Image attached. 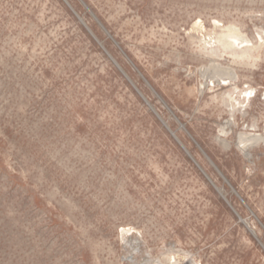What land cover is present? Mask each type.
Returning <instances> with one entry per match:
<instances>
[{
    "label": "rangeland",
    "instance_id": "obj_1",
    "mask_svg": "<svg viewBox=\"0 0 264 264\" xmlns=\"http://www.w3.org/2000/svg\"><path fill=\"white\" fill-rule=\"evenodd\" d=\"M261 140L264 0H0V264H264Z\"/></svg>",
    "mask_w": 264,
    "mask_h": 264
},
{
    "label": "bare ground",
    "instance_id": "obj_2",
    "mask_svg": "<svg viewBox=\"0 0 264 264\" xmlns=\"http://www.w3.org/2000/svg\"><path fill=\"white\" fill-rule=\"evenodd\" d=\"M256 141V140H255ZM259 141V140H258ZM262 142H264L263 140H261ZM256 143V142H255ZM259 143H260V141H259Z\"/></svg>",
    "mask_w": 264,
    "mask_h": 264
}]
</instances>
